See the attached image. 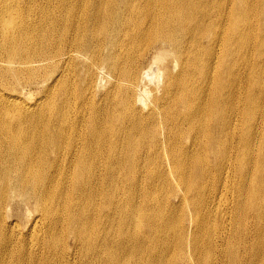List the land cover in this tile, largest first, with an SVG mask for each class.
I'll return each instance as SVG.
<instances>
[{
  "label": "bare ground",
  "instance_id": "6f19581e",
  "mask_svg": "<svg viewBox=\"0 0 264 264\" xmlns=\"http://www.w3.org/2000/svg\"><path fill=\"white\" fill-rule=\"evenodd\" d=\"M0 264H264V0H0Z\"/></svg>",
  "mask_w": 264,
  "mask_h": 264
},
{
  "label": "rangeland",
  "instance_id": "374dc122",
  "mask_svg": "<svg viewBox=\"0 0 264 264\" xmlns=\"http://www.w3.org/2000/svg\"><path fill=\"white\" fill-rule=\"evenodd\" d=\"M147 67H145V69H146ZM158 79L160 80V78H158V77H154L153 79H151V83H152V85L154 84V83H156L157 81H158ZM32 96H36V94H32Z\"/></svg>",
  "mask_w": 264,
  "mask_h": 264
}]
</instances>
